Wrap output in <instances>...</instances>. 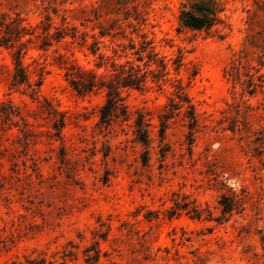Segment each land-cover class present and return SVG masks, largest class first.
<instances>
[{
	"label": "rangeland",
	"instance_id": "374dc122",
	"mask_svg": "<svg viewBox=\"0 0 264 264\" xmlns=\"http://www.w3.org/2000/svg\"><path fill=\"white\" fill-rule=\"evenodd\" d=\"M145 1L141 27L169 72L122 96L148 118L146 148L132 119L97 124L103 90L78 95L65 80L70 63L103 72L96 55L69 40L28 42L22 63L32 81L42 76L33 93L10 85L16 44L0 46V264H264V88L250 95L224 73L263 21L261 0H225L229 28L210 33L179 28L181 0ZM34 4L0 0V13L35 24ZM105 43L116 62L156 70ZM178 83L198 126L188 135L174 112L160 139L158 116Z\"/></svg>",
	"mask_w": 264,
	"mask_h": 264
},
{
	"label": "trees",
	"instance_id": "16d2710c",
	"mask_svg": "<svg viewBox=\"0 0 264 264\" xmlns=\"http://www.w3.org/2000/svg\"><path fill=\"white\" fill-rule=\"evenodd\" d=\"M33 1L39 15L35 24L24 23L25 19L18 14L12 17L6 12L0 13V46L12 49L16 44V49L11 53L13 68L10 85L26 86L34 93L41 84V72H38L37 79L32 81L22 63L23 50L28 42L37 40L36 44L40 49H47L53 43L67 40L77 43L97 56L99 61L95 66L103 68V72L84 70L70 63L65 66L63 73L68 85L78 95L103 90L104 101L98 109L97 124L109 127L116 121L127 122L132 119L134 140L146 148L150 141L148 118L138 110L134 115L128 110L122 91L129 88L143 89L148 73L158 82L165 81L169 72L166 61L159 58L154 51L152 38L148 37L141 27L146 24L145 8L148 3L145 0H142L140 5L136 0ZM225 3V0H181L178 12L179 28L206 33L228 29ZM255 5L259 10H264V0L255 2ZM106 41L119 47L123 53L128 49L134 50L136 60L142 61L146 57L144 65H155L156 70L142 68L129 60L124 63L116 62L104 52L110 47L106 45ZM137 44L139 47H136ZM110 48L116 52V48ZM174 63V69L177 70L181 62L176 60ZM263 66L264 19L256 24V29L248 28L240 48L233 52L224 73L233 84H239L251 95L264 88V73L260 71ZM174 95L170 98L167 110L158 116L160 139L163 138L168 120L175 114H181L188 135L191 136L198 126L194 106L181 84L175 85ZM62 126L63 118L60 119L58 127ZM140 162L142 166H147V150L142 152ZM220 204L223 212L232 210V204L227 198L223 197ZM195 213V216L199 217L200 212ZM98 252L96 249L94 258L91 254H88V258L97 260Z\"/></svg>",
	"mask_w": 264,
	"mask_h": 264
}]
</instances>
